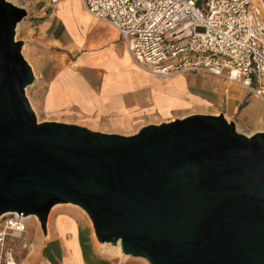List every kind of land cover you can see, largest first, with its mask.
Listing matches in <instances>:
<instances>
[{"label": "water", "instance_id": "95a60500", "mask_svg": "<svg viewBox=\"0 0 264 264\" xmlns=\"http://www.w3.org/2000/svg\"><path fill=\"white\" fill-rule=\"evenodd\" d=\"M26 14L0 0V217L32 215L46 234L50 209L72 204L98 245L139 264H264V130L221 111L132 134L38 120L16 38Z\"/></svg>", "mask_w": 264, "mask_h": 264}, {"label": "crops", "instance_id": "0c3cea01", "mask_svg": "<svg viewBox=\"0 0 264 264\" xmlns=\"http://www.w3.org/2000/svg\"><path fill=\"white\" fill-rule=\"evenodd\" d=\"M48 6L43 17L33 21L37 25L30 22L37 26L36 35H24L35 42L29 44L28 54L47 119L131 134L142 125L169 119L179 103L192 102L185 94L190 81L186 74L158 77L137 65L117 29L91 16L81 0H58ZM37 49L44 52L41 57ZM223 83L225 93L216 111L238 119L250 131L264 130V100L234 83ZM60 208L47 220L46 234L33 219L32 235L23 236L28 248L13 242L19 262L119 264L96 244L88 225L77 222L70 209Z\"/></svg>", "mask_w": 264, "mask_h": 264}, {"label": "built area", "instance_id": "2783aa9c", "mask_svg": "<svg viewBox=\"0 0 264 264\" xmlns=\"http://www.w3.org/2000/svg\"><path fill=\"white\" fill-rule=\"evenodd\" d=\"M81 3L91 16L113 25L133 61L153 75L207 74L264 100V0ZM28 216L10 212L0 217V264H22L13 242L30 245L23 239Z\"/></svg>", "mask_w": 264, "mask_h": 264}, {"label": "rangeland", "instance_id": "374dc122", "mask_svg": "<svg viewBox=\"0 0 264 264\" xmlns=\"http://www.w3.org/2000/svg\"><path fill=\"white\" fill-rule=\"evenodd\" d=\"M10 1L17 4L18 6L24 7L27 11L26 16L24 17L23 20H21L18 23L17 29H16V38L24 41L23 53H24L26 59L28 60V62H30L31 66L33 68L34 75H35L34 82L26 88V95H27L33 109L35 110V113L37 115L38 120H53V119H47L46 118L47 116L45 114H43L41 109H40V104H39L40 101H38V100L41 99L42 91H37V88H36V83H37L36 71L34 70V66L31 63L30 56L28 54L29 44H35V42L32 40H29V38L25 37L26 35H27V37H30L32 34L36 35V33L38 32L37 26H35V28H34L32 25V24L37 25L38 21H36V22H33V21L34 20H40L43 17V16H41V14H43L46 7H49L48 6L49 0H10ZM30 24L32 27L28 26ZM37 52L40 55V57L44 54V52H42L39 49H37ZM41 53H42V55H41ZM185 74L189 77V80H190L189 83L185 84V86H186L185 94L192 97V102L186 103L185 106H183V104H182V106H180L181 104L179 103L178 106L176 107V110H170V113L168 115L169 119H162L161 121L171 120L175 117H182V116H185V115L190 114V113H218V111H216V109L220 108V105L222 104L221 101H222V99L224 97V93H225V91H224L225 85L223 83L224 81H222L220 79H216L215 77H212L210 75L200 74V73L199 74L198 73H184V74H178V75H185ZM178 75H175V76H178ZM236 87H238V86H236ZM240 89H242V88H240ZM242 90L245 91V89H242ZM246 96L249 97L250 95H248V93H247ZM254 97H256V96H254ZM256 98H258V97H256ZM219 112H220V110H219ZM231 119L236 120L239 128H241L244 132H246L248 134L257 131V130H254V131L248 130L243 125H241L239 120L236 118H231ZM56 121H59V120H56ZM161 121H159V122H161ZM63 122H65V121H63ZM68 123H73V122H68ZM76 124H78V123H76ZM90 129H92V128H90ZM93 130H95V129H93ZM103 132H105V131H103ZM59 207H61L60 209H62V208L70 209L71 211H69V214H72V217L77 222L88 225L90 230H91L92 237H93L94 241L96 242V244L98 245V243H97V241L93 235L92 227H91L90 221L88 219V216L86 215V213L82 209H80L79 207H77L75 205H67V204L59 205ZM33 231H34V220L32 219L28 222L27 231H26V233H24V235H26L27 232L32 235ZM98 246L104 251V253H106L107 255L112 257L115 261L119 262V264H139L137 261L130 259V258H120V257L113 256L112 255L113 249L108 244H106L104 246H100V245H98Z\"/></svg>", "mask_w": 264, "mask_h": 264}, {"label": "bare ground", "instance_id": "6f19581e", "mask_svg": "<svg viewBox=\"0 0 264 264\" xmlns=\"http://www.w3.org/2000/svg\"><path fill=\"white\" fill-rule=\"evenodd\" d=\"M23 54H24V53H23ZM24 56H25V55H24ZM29 63H30V62H29ZM59 205H62V204L54 205V206L50 209L49 214H48V220H49V218H50V215H51L52 211H53L55 208L59 207ZM67 205H72V204H67ZM28 218H29V219H34V217H33L32 215H29ZM104 244H105V243H104ZM111 247H112V249H113V251H112V255L115 256V257H120V258H122V250H121V246H120L119 241L117 242L116 246H111ZM125 255H126V254H125Z\"/></svg>", "mask_w": 264, "mask_h": 264}, {"label": "trees", "instance_id": "16d2710c", "mask_svg": "<svg viewBox=\"0 0 264 264\" xmlns=\"http://www.w3.org/2000/svg\"><path fill=\"white\" fill-rule=\"evenodd\" d=\"M46 252V251H45ZM45 255H46V253H45Z\"/></svg>", "mask_w": 264, "mask_h": 264}]
</instances>
